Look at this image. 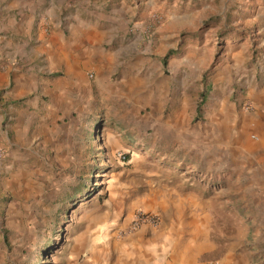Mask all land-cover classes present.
I'll return each mask as SVG.
<instances>
[{
  "label": "rangeland",
  "instance_id": "374dc122",
  "mask_svg": "<svg viewBox=\"0 0 264 264\" xmlns=\"http://www.w3.org/2000/svg\"><path fill=\"white\" fill-rule=\"evenodd\" d=\"M102 1L90 0V7ZM148 1L154 9L143 41L152 45L157 26L172 24L176 56L183 55L187 43L204 58L200 71L193 69L194 58L178 72L169 57L160 60L173 88L183 81L184 89L174 88L178 94L187 92L192 103L194 88L206 92L201 112L195 115L193 104L174 108L171 95L166 106L156 107L145 88L127 93L117 86L118 71L100 82L89 72L85 84L62 96L49 132L43 134L35 118L17 140L5 100L6 111H0V264L67 263L78 238L92 235L99 248L139 209L157 211L174 247L198 251L199 261L264 264V200L253 199L255 192L247 187L248 170L263 160L234 149L228 117L221 122L220 140L212 120L216 102L221 105L230 94L237 115V90L252 76L264 79V0H106V7L126 4L138 9V18ZM68 9L62 4L61 14L56 10L54 15ZM184 71L186 80L180 78ZM139 73L148 86V70Z\"/></svg>",
  "mask_w": 264,
  "mask_h": 264
},
{
  "label": "crops",
  "instance_id": "0c3cea01",
  "mask_svg": "<svg viewBox=\"0 0 264 264\" xmlns=\"http://www.w3.org/2000/svg\"><path fill=\"white\" fill-rule=\"evenodd\" d=\"M42 2L47 3V9H36ZM89 3L90 0H0V31L4 29L5 32L0 35V89L4 88L0 95V111H6L2 104L9 100L7 109L13 112L17 140L26 136L28 132L25 130L29 129L26 127L35 118H38L37 125L43 134L49 132V119L60 109L62 96L67 97L71 90L85 84L86 73L89 72L100 82L101 78L118 71L120 81L117 86L127 93L145 88L149 103L156 107L166 106L171 95L174 100L169 105L174 108L184 110L193 104L195 115L201 112V109L197 112V101L202 88L193 89L194 101L191 103L187 92L178 94L175 90L185 88L183 81L178 82L174 89L172 76L160 61L179 45L175 27L172 24L159 25L154 43L143 41V28L154 9L151 1L146 3L138 18L135 17L138 9L126 4L106 7L108 2L104 0L98 2L99 6L90 7ZM62 4L64 9H68L67 6L71 8L66 15L55 16L56 10L61 14ZM152 49L159 56V65L152 60ZM181 52L183 55L180 57L176 52L169 56L168 63L177 65L176 72L189 67V58L195 59L191 63L193 69H202L204 58L195 46L186 43L182 45ZM140 68L148 70V86L147 78L143 80L140 76ZM185 73L181 74V79ZM11 82V87L6 90ZM240 88L236 92L238 99L233 101V107L238 109L237 115L229 105V94L221 105L218 102L214 104L212 120L220 140L221 122L228 117L232 124L228 125V132L232 127L234 135L230 143L234 149L263 160L248 170L247 187L255 192L253 199L264 200V79L257 80L252 76ZM247 101L253 105L251 110L244 109ZM222 105L227 107L226 112ZM2 121L3 118L0 119ZM3 133L6 135L7 130ZM141 210L155 214L157 224L140 226L122 236L115 231L99 248L93 246L97 238L92 235L78 238L64 264H206L198 260V251L174 247L170 234L159 226L160 214L157 211ZM133 215L134 212L129 220L121 223V228L129 226Z\"/></svg>",
  "mask_w": 264,
  "mask_h": 264
},
{
  "label": "built area",
  "instance_id": "2783aa9c",
  "mask_svg": "<svg viewBox=\"0 0 264 264\" xmlns=\"http://www.w3.org/2000/svg\"><path fill=\"white\" fill-rule=\"evenodd\" d=\"M156 19H160L159 16H154ZM90 77H92V74H89ZM253 108V105L250 101L245 102L244 104V109L245 110H251ZM252 137H255L253 135ZM157 216L151 212L144 211V210H137L134 212L133 219L131 220L130 224L128 227L124 228L121 230V232L118 235H124L125 233H131L138 229L140 226L143 225H156L157 224ZM211 264H218L216 262H213Z\"/></svg>",
  "mask_w": 264,
  "mask_h": 264
},
{
  "label": "trees",
  "instance_id": "16d2710c",
  "mask_svg": "<svg viewBox=\"0 0 264 264\" xmlns=\"http://www.w3.org/2000/svg\"><path fill=\"white\" fill-rule=\"evenodd\" d=\"M169 53H171V52H168L167 54H166V57H169ZM205 101H206V92L205 91H200V93H199V97H198V103H197V112L198 111H200V109H201V106L205 103Z\"/></svg>",
  "mask_w": 264,
  "mask_h": 264
}]
</instances>
